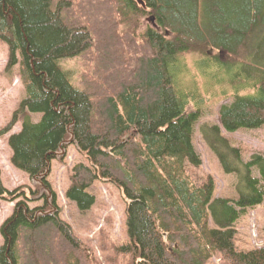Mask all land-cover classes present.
<instances>
[{"label": "trees", "instance_id": "16d2710c", "mask_svg": "<svg viewBox=\"0 0 264 264\" xmlns=\"http://www.w3.org/2000/svg\"><path fill=\"white\" fill-rule=\"evenodd\" d=\"M0 41L6 72L18 64L26 95L0 133L21 122L8 138L10 162L38 187L0 226V264H103L50 200L26 203L41 199V186L50 190L51 162L63 163L70 146L89 163L71 168L65 191L79 211L93 205L87 190L97 180L124 195L130 241L99 246L121 264H264V246L244 252L234 243L239 216L264 203V156L244 161L220 129L264 128V0H0ZM189 55L252 79V93L220 107V128L202 130L234 176L236 198L214 197L212 178L194 171L202 164L193 146L199 112H187L191 98L178 95L171 74ZM74 57L80 91L57 64ZM4 192L0 179V199Z\"/></svg>", "mask_w": 264, "mask_h": 264}, {"label": "rangeland", "instance_id": "374dc122", "mask_svg": "<svg viewBox=\"0 0 264 264\" xmlns=\"http://www.w3.org/2000/svg\"><path fill=\"white\" fill-rule=\"evenodd\" d=\"M144 23L152 26L148 20ZM8 54V47L0 41V132L12 120L14 112L26 96L19 79L18 64L10 72H6ZM185 57V68L177 65L174 68L176 72L173 73L171 70V74L178 95L181 96L187 92L191 98L187 105V112H199L197 123L193 128V146L200 155L202 164L199 169L194 170L195 174L202 179L212 178L215 184L214 197L236 198L235 178L223 172L217 156L204 140L202 130L204 127L215 125L220 128L218 122L220 107L227 103L230 104L236 96H246L252 93L250 86L252 79L241 71V67L224 68L219 62L203 63L202 58L196 55ZM221 60L223 61V56ZM57 64L66 74L71 86L80 91V77L83 72L81 58L61 59ZM192 88L198 90V98L195 100L196 96ZM29 117L34 123L40 119V115H29ZM20 126L19 121L11 132L0 133V179L5 190L0 199V226L12 216L15 204L18 201H25L24 196L35 197L33 193L38 188L31 183L28 174L14 168L10 162L12 152L8 146V138L18 132ZM220 129L222 136L233 147L241 151L244 161H248L254 154L264 156V128L253 131L241 130L233 134ZM77 164L89 166L86 158L78 152L76 147L70 146L63 163L57 159L51 162V172L47 178L50 190L41 186L38 189V193L42 194L41 199L26 203L29 208L34 209L42 207L47 200H50L51 204L47 205L52 208L54 205L58 209L61 218L71 225L82 244L95 258L103 264H109L107 258L111 255L112 259L117 260L116 264H121L122 260L119 256L114 257V254L103 252L99 250V246L104 241L108 247L114 245L124 247L130 241L124 195L114 184L97 180L87 190L94 197L93 205L85 212L79 211L76 203L71 202L65 196V191L69 187L71 168ZM253 176L258 177L256 171H253ZM19 188L20 190L15 191ZM19 191L22 193L10 201L14 193ZM51 195H54L53 200L50 199ZM211 228H214L213 224ZM235 230L234 243L237 250L246 252L264 246V203L243 212L235 223ZM2 243L0 236V245ZM207 264L224 263L215 258Z\"/></svg>", "mask_w": 264, "mask_h": 264}, {"label": "bare ground", "instance_id": "6f19581e", "mask_svg": "<svg viewBox=\"0 0 264 264\" xmlns=\"http://www.w3.org/2000/svg\"><path fill=\"white\" fill-rule=\"evenodd\" d=\"M193 90H194V94H195V98H194V100L195 99H197L198 98V90L196 89V88H192ZM181 96H183V97H188V93L186 92L185 94L183 93ZM193 99V98H192Z\"/></svg>", "mask_w": 264, "mask_h": 264}, {"label": "water", "instance_id": "95a60500", "mask_svg": "<svg viewBox=\"0 0 264 264\" xmlns=\"http://www.w3.org/2000/svg\"><path fill=\"white\" fill-rule=\"evenodd\" d=\"M136 1H139V0H136ZM147 20H148V22H151V23H152V26L155 28V25H154L153 19H152V18H149V19H147Z\"/></svg>", "mask_w": 264, "mask_h": 264}]
</instances>
